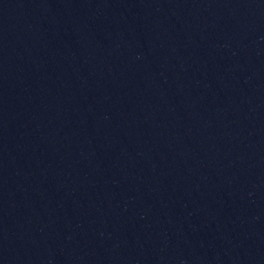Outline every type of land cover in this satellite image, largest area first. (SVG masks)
<instances>
[{"label": "water", "instance_id": "water-1", "mask_svg": "<svg viewBox=\"0 0 264 264\" xmlns=\"http://www.w3.org/2000/svg\"><path fill=\"white\" fill-rule=\"evenodd\" d=\"M0 264H264V0H0Z\"/></svg>", "mask_w": 264, "mask_h": 264}]
</instances>
